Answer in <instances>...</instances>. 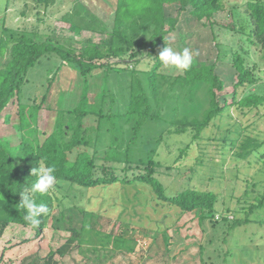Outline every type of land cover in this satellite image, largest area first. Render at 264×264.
Listing matches in <instances>:
<instances>
[{
    "label": "trees",
    "instance_id": "1",
    "mask_svg": "<svg viewBox=\"0 0 264 264\" xmlns=\"http://www.w3.org/2000/svg\"><path fill=\"white\" fill-rule=\"evenodd\" d=\"M30 1L38 15L59 3ZM101 2L111 13L106 26L96 27L92 20H67L68 28L76 34L84 30L100 32L105 37L98 42L89 38L78 42L83 41L82 46H66L49 37L42 39L39 32H12L6 45L0 47L1 65L5 49L11 45L8 62L0 67V115L16 101L19 133L16 145L0 138V238L11 224L33 229L24 220L26 210L20 203V192L36 182L32 169L49 166L56 169L54 188L60 190L65 185L90 190L143 184L150 187L158 201L182 212L196 211L201 223L207 219L215 222L216 216H221V220L230 222V227L240 225L244 219L237 218V212L251 214L264 208V70L255 62L251 64L255 51L264 58V0L232 5L231 20L221 24L237 38L229 49L236 71L230 102L220 99L225 81L217 72V62L226 55L220 53L213 63H194L187 71L165 68L158 57L166 46L176 49L170 36L183 12L188 11L213 29L215 13L226 11L224 0H113L111 5L108 0ZM20 3L25 13L30 2ZM168 8L175 9V17L168 16ZM47 64L55 69L45 68ZM65 66L79 73L82 90L73 106L60 104L56 108L52 130L44 132L42 138L39 112L55 108L48 106L54 93L55 100H65L66 93L59 84ZM100 70L103 82L92 95L89 79ZM233 113L239 129L231 128L221 138H213L219 161L226 162L231 152L236 164L247 159L246 166L255 163L257 171L251 178H241L237 170L238 176L231 178L242 179L244 190L236 196L238 208L230 220L229 206L224 208L225 214L217 215L222 197L215 190L191 186L172 193L159 176L165 170L178 169L180 159L192 150L207 152L201 146L205 131ZM4 123L14 127L10 114L5 115ZM191 170L194 174L196 168ZM53 189L35 194V202L48 208V214L40 217L39 229H33L37 235L47 228L54 211L57 198ZM87 211L84 209V214ZM121 227L106 232L86 224L72 226L66 243L50 251L46 262L58 264L54 257L65 256L73 247L81 253L85 252L83 247L136 252L138 242L132 235L119 233ZM170 237L163 232L167 248Z\"/></svg>",
    "mask_w": 264,
    "mask_h": 264
},
{
    "label": "rangeland",
    "instance_id": "2",
    "mask_svg": "<svg viewBox=\"0 0 264 264\" xmlns=\"http://www.w3.org/2000/svg\"><path fill=\"white\" fill-rule=\"evenodd\" d=\"M82 1L84 0H59L58 5L43 13V17L42 13L38 15L36 10H33L34 3L30 0L25 13L21 12L24 6L20 0H0V47L6 45L12 32H39L42 39L49 37L66 46H82L83 41L78 42L89 38L100 41L105 37L100 32L84 30L81 34H76L68 28L67 20L70 18L78 22L92 20L96 27H104L109 23L110 9L105 7L101 0ZM108 1L111 5L113 0ZM224 2L226 11H219L214 15L215 28L204 26L185 11L170 37L175 50L182 52L184 48H188L192 52L194 63H213L220 53L226 55L217 62V72L225 81V88L219 93L220 99L222 102H230L236 71L229 59V49L231 45L236 44L237 38L221 24L231 20L230 7L242 4L244 0ZM167 14L169 17H175L176 11L168 8ZM10 46L5 49L0 67L5 66L9 60ZM252 58L254 61L251 64L255 62L259 69L264 70L262 53L255 51ZM52 66L47 64L45 68ZM97 72L94 71V76L89 79L92 95L100 90L103 82L102 70ZM59 84L66 93L65 100H55L54 93L48 106L55 108H44L39 112L42 138L44 132L49 133L52 130L56 108L60 107V104L73 106L82 90L79 73L68 66L60 73ZM6 114L11 115L14 127L4 123ZM237 120V115L233 113L232 117L226 115L223 120L211 125L205 131L206 138L201 145L208 153L194 149L180 159L178 169L165 170L159 176L172 193L191 186L215 190L222 197L217 215L225 214L224 208L229 206L232 208L229 213L230 220L238 208L236 196L241 195L244 190L242 179L231 178L238 174L241 178H251L257 171L255 163L250 167L246 166L247 159L241 164H236L231 152L223 163L219 161L220 154L215 151L216 139L213 138H221L222 135L228 134L231 128L239 129L235 126ZM17 125L16 101L13 100L8 109L0 115V138L9 140L12 145L18 144ZM193 167L196 168L194 174L191 170ZM53 191L57 199L47 228L37 235L30 227L9 225L0 238V264H47L46 258L50 251L65 244L71 235L70 227L80 228L84 224L102 228L106 232L122 225L119 233L126 237L132 235L138 242L137 251L127 253L103 248L94 251L92 247L90 250L83 247L85 252L81 253L78 247H73L65 256L57 254L54 257L58 264H264V208L251 214L237 212V218L244 219V222L230 227V222L221 220V216H216L218 220L215 222L207 219L201 223L196 211L182 212L178 207L158 201L150 187L143 184L118 185L104 189L98 187L90 190L78 187L69 189L65 185L63 189L54 188ZM64 193L70 195L65 197ZM84 209L88 210L86 214ZM164 231L171 236L169 251L163 238Z\"/></svg>",
    "mask_w": 264,
    "mask_h": 264
},
{
    "label": "clouds",
    "instance_id": "3",
    "mask_svg": "<svg viewBox=\"0 0 264 264\" xmlns=\"http://www.w3.org/2000/svg\"><path fill=\"white\" fill-rule=\"evenodd\" d=\"M199 55V53H196ZM159 60L165 68L189 70L194 64V56L188 48L182 52L175 51L172 47H164L159 53ZM56 169L52 166L40 169H32V175L37 180L31 187L20 192L21 204L26 210L24 220L33 228L39 229L41 225L40 217L48 214V208L43 204L35 202V194H45L54 188L56 184Z\"/></svg>",
    "mask_w": 264,
    "mask_h": 264
}]
</instances>
